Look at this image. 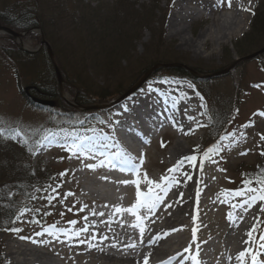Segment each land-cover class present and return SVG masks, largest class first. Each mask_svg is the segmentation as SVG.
Returning <instances> with one entry per match:
<instances>
[{
  "label": "rangeland",
  "instance_id": "obj_1",
  "mask_svg": "<svg viewBox=\"0 0 264 264\" xmlns=\"http://www.w3.org/2000/svg\"><path fill=\"white\" fill-rule=\"evenodd\" d=\"M175 2L0 0V14L4 17L18 21L21 12L27 14L26 18L33 19L29 18L31 24L28 30L31 31L5 24L7 30L19 34L15 39L8 32L6 34L0 30V128L5 129L0 135V264H9L4 247L6 242L11 246L18 242L25 247L30 242L20 239L21 236L34 238L35 233L43 231L38 224L31 223V219L48 220L51 225L58 221L60 227L66 230V225H74L70 221L85 217L79 213L70 197H82L77 189L71 187L76 183L89 190V197L93 200L92 208H85V212L93 213L100 207L104 212L107 211V204L97 203L95 198L104 197L109 202V199H113L110 204L114 212L116 207L132 202L135 184L132 191L128 189L131 187L106 186L97 180L95 169L86 167L91 165L87 160L73 158L75 161H69L70 153L64 148L67 141L63 142V136L80 135L92 123L99 127L97 132L100 133L102 129L106 131L108 120L114 122V119L123 120L130 127L136 125L137 129L133 128L135 131L148 130V133L151 132L155 117H164L161 121L169 124L170 127L166 128H173L174 131L173 119L182 121V124L177 122V129L181 127L178 135L171 129L142 149L146 152L139 154L129 151L135 158L139 154L140 160L145 163L146 168L139 178L140 188L145 191L148 188L143 179L145 174L157 183L164 176H175L177 179L182 171L191 176V179L183 181L188 183L187 190L182 191L184 194L177 188L176 198L163 195L169 208L159 212V220L156 219V224L152 223L156 225L153 230L148 228L142 236L137 227L125 231L129 233L126 240L142 239L138 241L143 243V253L149 252L152 243L160 242L157 245L160 250L175 246L171 242L163 245L158 239L165 236L170 238L182 232L187 244L178 247L197 242L200 234L196 233L194 240L193 229L202 226L209 234L202 239L219 249V257L213 260L226 262L230 253L238 249L245 225L248 227L250 222L249 228H252L251 219L255 211V218L259 217L264 222V212L261 211L264 201L257 202L245 212L239 206L233 207L239 204L241 197L225 195L226 192L243 188L242 181L248 176L254 177L264 171V155L261 154L264 153V140L261 139V135H264V115H260L264 113V53L249 57L264 47V0H231V7L228 6V0H222L214 15L203 11L201 17L197 16L191 23H185L187 27L184 28L183 37L192 40L189 45L182 44L177 35L169 36L168 21ZM235 2H239L240 7H249L244 13L249 19L241 21L239 27L228 39H222L219 45L212 43L211 38L222 35L217 25H213L212 18L227 14L232 19L234 10L231 8L235 7ZM204 30L205 36L201 38L200 33ZM42 39L49 44L59 77L45 46L40 43ZM157 65L159 67L155 68ZM174 68L182 69L183 72H176ZM148 71L149 76L141 83L140 89L132 94L136 97L145 90L147 95L144 101L133 109L115 113L113 109L119 103L115 101ZM189 84L193 87H189ZM123 89L125 91L118 95L117 91ZM98 94L107 96L104 99L109 101L97 103L102 98ZM151 95L157 98H151ZM30 97L35 100L31 101ZM111 102L114 104L103 106ZM174 102L180 103V108L176 104L173 110ZM95 106L99 107L97 111H80ZM114 114L118 117L112 120ZM145 119L148 120L144 122ZM11 129H20L21 135L12 139L15 133ZM221 133L231 134L222 143L221 162L210 165L212 172H203L200 166L197 168L198 157L195 165L191 163L179 167L178 171H169L177 168L178 162H188L184 161L185 157L196 155L199 150L204 151ZM50 134L60 140L53 145L54 149L40 155L36 150L31 151L38 138L40 142ZM129 134L131 138H127L126 144L139 148L134 133ZM177 142L181 145L177 144L176 147L182 148L180 153L174 155L172 147ZM61 173L65 175L61 176ZM202 181L211 184L204 186ZM36 182L41 183L38 184L40 187L33 188L29 198L27 187ZM174 185L171 194L177 187V180ZM68 193L71 195H66ZM49 195L55 197L51 203L45 198ZM64 195L68 200H64ZM197 200L203 201L204 210L201 208V212L198 204L194 205ZM177 201L184 204L180 211L176 207L172 208ZM21 204L31 211L16 220L22 210L19 209L12 218L16 222L8 228L18 227L23 231L15 233L3 230L10 213L16 205ZM207 204L211 206L207 207ZM186 205L187 211H184ZM118 215L125 218L124 213ZM101 217L98 214L91 219ZM67 220L68 223L61 224ZM100 226L102 234L105 232L104 224ZM160 226H163L164 231L161 232ZM262 231L264 223L254 234V242L245 244L240 252L251 247L260 253L258 259L264 264V250L258 248L262 243L259 240V235L264 233ZM83 236L76 237L66 249H74L75 243L81 240L86 241V244H95L97 249L102 248L98 242H89ZM84 248L79 246L69 252L77 253ZM106 251L113 253L111 249ZM95 254L91 248L90 254H87L90 256L84 255L93 260H81L79 263L103 264L101 262L105 259H97ZM235 254L238 255L237 250ZM121 255L128 258L134 253ZM147 257L150 262L163 256L154 252ZM246 264H251L250 258Z\"/></svg>",
  "mask_w": 264,
  "mask_h": 264
},
{
  "label": "bare ground",
  "instance_id": "obj_2",
  "mask_svg": "<svg viewBox=\"0 0 264 264\" xmlns=\"http://www.w3.org/2000/svg\"><path fill=\"white\" fill-rule=\"evenodd\" d=\"M221 0H176L175 4H174V11L171 12L170 15V19L168 21V32H169V36L170 37H174L175 35H177L180 40L181 43L184 45H189L190 42H192V40L190 39H185V37H183V33H184V28H185V23L189 24L191 23L192 20H195V18L197 16L201 17V14L203 13V11H206V14L208 15H214V11L219 7V2ZM232 10H234V14L231 15L232 19L230 18V15L227 14H221L219 15L217 18H212V23L213 25H217V29L218 32H221V36L220 37H216V38H211L212 43H216V44H220V41L222 39H228V37L236 30V28L239 27L241 21H246L247 19H249V16H245V11H247L249 9V7H240L239 2H235V7L231 8ZM247 9V10H246ZM210 17V16H209ZM0 22L1 19H0ZM4 22L0 23L3 24ZM187 27V26H186ZM205 36V30L201 31L200 33V37L203 38ZM206 44V43H205ZM192 45V43H191ZM190 45V46H191ZM213 51V50H212ZM214 52V51H213ZM179 83V82H177ZM180 84V83H179ZM139 92H141V90H139ZM146 91L142 90V95H137L135 97V95H130L127 98L123 99L119 104L116 105V107L113 109L115 113L120 114L122 111H126L125 109H133L134 107H137L140 103H142L144 101V99L146 98ZM151 98H157L155 95H151ZM150 103H152V100L149 101ZM177 106L180 108L181 104L180 103H176L174 102V108L173 110H175V106ZM161 118V117H159ZM148 119H145V121H147ZM171 120V119H170ZM175 122V126L174 128L176 129V131H174L177 135L179 134V132L181 131V127L177 129L178 125L177 122H179L180 124H182L181 120H175L173 119ZM172 124V122H170ZM126 122H121L119 123L118 126H123L126 125ZM177 126V127H176ZM129 131H127V134L132 132L134 133L133 127L129 126ZM179 130V132H178ZM88 134V133H87ZM130 135V134H129ZM121 136V138H119L118 140H120L122 143L126 142L127 138H131V136ZM51 140V136L48 137L46 139V141H50ZM115 140V139H114ZM153 140H155L154 138L151 139L150 144L153 143ZM44 142V141H42ZM180 144V142H177L173 147H172V151L175 154L180 153L181 148H177L176 145ZM96 147L98 145H95ZM114 148V146H112ZM123 147V146H122ZM126 149H131L132 151H135V148H129L128 146H125ZM95 148V147H94ZM88 152L90 155L87 154H82V158H84V160H87L91 165L95 164V157H100L101 154H96L94 153L93 149L91 148H86V151L84 150L83 153ZM91 159H89V158ZM97 160V159H96ZM188 164H191L190 162H182L179 163V165L177 166V168L179 169V167H185L188 166ZM108 167H101L100 166V170L102 171V174H106V172L108 170H106ZM119 169L121 167H118ZM97 169V168H96ZM105 169V170H104ZM184 169V168H182ZM98 170V169H97ZM186 170V169H185ZM178 171V170H177ZM211 172L208 168V166L204 165L203 166V172ZM99 172V171H97ZM96 172V175H97ZM99 177H97L98 179ZM188 178V172H183L182 171V175L180 177H177V187L175 188L174 193L172 194L171 197L176 198L178 196V190H176L177 188L181 191L182 194H184V190H187L186 186H187V182H183L184 180L187 181ZM204 185H209L211 184L209 181H202L201 182ZM81 185L79 183H76L74 185H72V189H77L78 192L83 196V198L81 200L78 199V197H71L70 199L72 200V203L74 205L77 206L79 213H81L82 215H84L85 217L83 219H79L76 220V223L72 226L66 225V229L67 230H71V231H79L81 228H87L88 231L86 232H81L80 233V237L81 235H84V240H88L89 242L94 241V242H98L100 244V246H102V250H97L96 247H94L95 244H84V243H80L76 242L75 245L73 246V248L76 250L77 247L79 246H84L85 248L82 249V251H77V253H70L69 251H73L74 249H66L68 246H70V244H72L74 242V239H76V237H73L71 240L67 239L64 235L57 233V236L59 237L57 238H49L48 236H36L32 239H35L37 241H43V243H32L31 240H27L30 243H26L27 245H25V247L21 246L18 244V242H16L15 245L11 246L9 245V242H6L5 244V248H6V257L8 259L9 264H30L29 262L31 261V264H80L79 261L83 260L84 262H91L93 259H91L92 257H85L84 254H90V249L92 248L94 250V252H96L97 254H95L97 259H105L104 261H102L101 263L103 264H128V263H132V264H144V260L145 257H147V255H150V253H156L159 256H168L164 262H160V263H156V264H166V262L169 261V259L171 257H176L178 253H182L183 251H180L181 249H183V247H178L179 245L185 243L186 238L184 236V233H180L177 234L176 236L167 238L166 236L163 238H159L158 241H161V243L166 244L171 242V244H175V246H172L171 248H166L164 250H160L157 245L160 243H152V247L150 248L149 252H144V246L142 242H139L138 240H142L140 237H138V240L131 238L126 240L127 236L129 235L130 229L132 228V222L129 221L128 225H123V227H118V231L116 230V225L115 220H116V213L114 212V210L111 208V204L110 202L109 204V212H110V217H108L107 221H110L109 224H107V221H104V219L106 218H100V219H92L91 218L94 216L93 213L99 214V213H103L104 216L107 217V211L104 212L103 209H101V207L99 208V210H94V212H85V208H92L93 205V200L90 199L89 197V190L87 189H83V187H80ZM183 196V195H182ZM184 197V196H183ZM182 197V198H183ZM189 197V196H188ZM64 200H68L67 196H63ZM185 198V197H184ZM187 199V198H185ZM97 203H102L103 201H105L104 197H100V198H95ZM111 202L113 199H109ZM178 200V199H176ZM183 203H180L179 201H177L175 203L174 206H172V208L176 207L177 211L181 210V207L183 206ZM158 206L162 207L161 210L167 209L169 208V205H166V203H164L163 201L161 203L158 204ZM187 206L184 209V211H187ZM211 206L210 204H207V207ZM204 208V207H203ZM255 208V207H253ZM191 209V208H190ZM160 210V211H161ZM204 210V209H203ZM159 211V212H160ZM183 211V212H184ZM204 212V211H203ZM253 212V209H252ZM148 213V217L144 219L143 221V225L144 227V231L148 230V228H151V230H153L155 228L156 225H152L153 222H155V224L157 223V216L158 214H156L155 210L152 211V213ZM119 216V215H118ZM255 216H256V211L255 213L252 214V225L254 224L255 221ZM182 217V216H180ZM205 218V217H204ZM156 220V221H155ZM159 220V219H158ZM99 222H101V224H106L108 225L105 228L106 232H103L102 234H100V225L98 224ZM208 222H210L212 224V221L210 219H208ZM135 223V221H134ZM172 223V222H171ZM209 223V224H210ZM248 227H245L242 229V236L241 237V241L240 244L238 246L237 252L239 253L240 250L243 248V246L245 245V241L247 239H249V237L247 236L248 231L250 230L249 226H250V222L247 225ZM163 226H160L161 228V232L164 231V229L162 228ZM56 228L60 229L59 227L56 226ZM127 231V232H125ZM167 231V230H165ZM122 233V234H121ZM199 240H201L203 238V236H209L208 232L206 233V231H204L203 227L201 226V228L199 227ZM226 233H224L225 235ZM26 237V236H25ZM244 241H243V240ZM176 240V241H175ZM26 241V240H25ZM129 244H135V248H131V247H127V245ZM187 244V243H185ZM185 247V246H184ZM208 247L209 249L206 252V255L204 257H200L199 259L201 260V264H239L238 261L235 262V258L237 257L236 250H234L232 253H230L229 257H231V260H227L226 262L221 261V262H215V257H219L220 253H219V249L214 247L213 245H209L208 242ZM141 248L143 250H141ZM106 249H111L113 251V253L111 252H107ZM86 251V252H83ZM115 252V253H114ZM140 252L139 255H129V257L127 258L126 256H122L121 254L123 253H137ZM192 251L190 250L189 254L191 255ZM90 256V255H87ZM94 256V257H95ZM188 253H183V257H177L176 260H172L171 264H174L177 262V264H192L190 259H185L184 257H187ZM161 257V258H163ZM160 258V259H161ZM213 258H215L213 260ZM32 259V260H30Z\"/></svg>",
  "mask_w": 264,
  "mask_h": 264
},
{
  "label": "snow or ice",
  "instance_id": "obj_3",
  "mask_svg": "<svg viewBox=\"0 0 264 264\" xmlns=\"http://www.w3.org/2000/svg\"><path fill=\"white\" fill-rule=\"evenodd\" d=\"M228 6L231 7V0H228ZM247 10V9H246ZM168 81H163L162 83H167ZM189 87H193V85L189 84ZM256 87H260V85H256ZM203 99V97H201V100ZM260 115H264V113H260ZM5 129L0 128V135H2L4 133ZM10 131L14 132L15 135L11 136L12 139H16L17 136L21 135V130L20 129H11ZM48 137L45 136L44 139H47ZM226 137H221V140H224ZM261 139L264 140V135H261ZM25 143H27V141H25ZM39 143V141L37 142ZM86 149V146L84 144L81 143H73L71 145H68V150L73 151L74 153H82L84 150ZM220 149V145H214L210 148L207 149V151H205L203 153V156L205 158H209L212 154L217 153ZM198 150V149H197ZM262 155H264V153H261ZM131 157L128 158V161L126 162H130ZM197 160V156L196 155H192L190 157H185L184 161H188L190 163H192L193 165H195V162ZM178 162L179 163H182ZM202 164H203V160H201V170H202ZM114 166L112 165V160L111 158H108V164L106 165L104 163V161L100 162V166L104 167V166ZM86 167L92 168L94 169L96 167V165H86ZM132 170L136 171L137 176H139L138 170L135 168V165L132 166ZM179 170L178 168H174V169H170L169 171H177ZM65 175V173H61V176ZM144 181L147 183L148 188L147 191H141L140 190V179L138 178L137 180L134 181H121V183L127 184V183H133L136 185V200L135 203H133L131 205V207L129 208H122V207H116L115 208V212L116 213H123V212H127L133 216L136 217L137 220V224L133 225V227H137L140 230V234L141 236L144 233V227L143 225V221L146 218L145 216H142L140 214V210L141 209H146L148 212H152L159 203H161L163 201V196L161 195V193H163L164 195L167 194L168 192V185L172 184L175 182V178L172 177H168V176H164L161 177V182L157 183L154 182L153 180L149 179L147 174L144 175ZM188 179H191V176H188ZM167 182V183H165ZM242 184L244 185L243 188L234 190V191H230V192H226L225 195L227 196H232V197H241V201L239 202L238 205H233V207H237L239 206L240 208H242L245 212H247L248 209H250L252 206L256 205L257 202L260 201H264V171L259 172L258 174H256L254 177L252 176H248L247 178H245L242 181ZM253 184H255L256 186L254 187ZM157 189L159 191H157ZM53 192L56 191L55 188L52 189ZM66 195H71V193H68ZM49 203H51V201L53 199H55L54 196L49 195L47 197H45ZM247 206V207H245ZM71 210V209H70ZM31 211L30 209H22L19 211V215H17L16 220H20L26 212ZM38 211V209H37ZM261 211L264 212V207L261 208ZM94 215L96 213H93ZM100 215H103V213H99ZM231 219V215L229 217ZM256 219V223L253 224L252 228L248 231L247 236L249 237V239L247 241H245L246 245H250L251 243L254 242L255 236L254 234L258 231V228L260 227V225L264 222H262L260 220L259 217L255 218ZM16 221H12V223H15ZM32 223H36L39 224L38 220H33ZM70 223L75 224L76 221H70ZM6 231H12L15 233H20L23 231L22 228H11V229H5ZM88 231L87 228H81L79 231H71V230H64V229H58L56 228V226L53 225H49L47 228L43 229V231L41 232H37L35 233L36 236H42L45 233H47L50 236H56L57 233H60L62 235H64L67 239L71 240L73 237H79L81 232H86ZM195 235H196V229H193V239L195 240ZM59 237L57 236V239ZM20 239H25V240H31L32 243L36 244V243H43V241H37L35 239H32V237H25V236H21ZM259 240L262 242L258 245V248L261 250H264V233H261L259 235ZM86 241L81 240L80 243H85ZM135 244H129L127 245V247H131V248H135ZM191 249V245L187 248H185L183 250L182 253H178L176 257H171L169 259L168 262H166V264H171L172 260H176L177 257H183V253H189ZM260 253L258 251H254L251 247H247L245 248L243 251L239 252L236 260L239 262V264H246L247 260L250 258L251 260V264H262V262L258 259V255ZM185 259H190L192 264H201V260L199 259V245L196 246V253L195 254H191L188 257H184ZM229 259H231V257H229ZM144 264H148V257H145L144 260Z\"/></svg>",
  "mask_w": 264,
  "mask_h": 264
},
{
  "label": "water",
  "instance_id": "obj_4",
  "mask_svg": "<svg viewBox=\"0 0 264 264\" xmlns=\"http://www.w3.org/2000/svg\"><path fill=\"white\" fill-rule=\"evenodd\" d=\"M0 30L8 32L10 35L13 36L14 39L17 38V37H19V34L18 33L13 32V31H10V30H7L5 27L0 26ZM40 43L45 46L46 52H47L50 60L54 63V56H53L52 51H51V49L49 47V44L46 41H44V39H42V41ZM263 53H264V47L261 48L259 51L253 53L249 57H252L253 58V57H255V56L259 55V54H263ZM54 65H55V69H56L55 71H56V73H57V75L59 77V70L57 71V67H56V64L55 63H54ZM177 65H180V64H177ZM157 67H159V66L158 65L155 66V68H157ZM149 73H150V71L146 72L133 86H131L129 89H127L124 92V94L119 99H117L115 102L120 101L121 99L125 98L129 94L133 93L141 85V83L144 82V80L149 76ZM60 82H61V80H60ZM98 106H101V105H98ZM93 108H98V107L95 106Z\"/></svg>",
  "mask_w": 264,
  "mask_h": 264
},
{
  "label": "trees",
  "instance_id": "obj_5",
  "mask_svg": "<svg viewBox=\"0 0 264 264\" xmlns=\"http://www.w3.org/2000/svg\"><path fill=\"white\" fill-rule=\"evenodd\" d=\"M25 15H27V14H23V13H19V16H20V18L18 19V21H15V19H9V18H6V17H4L3 16V14L1 13L0 14V19H1V21L2 22H4L5 24H7V25H9L10 27H12V28H17V29H20V30H25V29H27V28H29L30 27V24H31V21H30V19L32 18V17H29V18H26L25 17ZM257 15V14H256ZM28 16H30V15H28ZM256 17V16H255ZM31 20H33V19H31ZM262 26V25H261ZM175 69V71L176 72H178V71H182V69H179V68H174ZM183 72V71H182ZM34 84V83H33ZM33 84H31V85H33ZM36 85V84H35ZM37 88L38 89H40L41 87H39V86H37ZM42 89V88H41ZM125 91V89H123V90H121V91H117V94L118 95H121L123 92ZM48 93V92H47ZM48 95H49V93H48ZM98 97H102L101 99H99L98 101H96L97 103H106V101L108 100V99H104V98H106L105 96H103V95H100V94H98ZM111 100V99H110ZM105 101V102H104ZM109 101V100H108Z\"/></svg>",
  "mask_w": 264,
  "mask_h": 264
}]
</instances>
